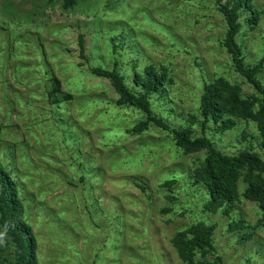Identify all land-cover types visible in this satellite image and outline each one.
Returning a JSON list of instances; mask_svg holds the SVG:
<instances>
[{
	"label": "rangeland",
	"instance_id": "rangeland-1",
	"mask_svg": "<svg viewBox=\"0 0 264 264\" xmlns=\"http://www.w3.org/2000/svg\"><path fill=\"white\" fill-rule=\"evenodd\" d=\"M226 1L77 0L65 9L62 0H0V163L17 183L38 264H186L177 235L191 237L201 222L213 249L196 259L264 264L263 210L244 178L264 185V172L238 165L234 181L221 172L233 198L209 207L208 151L187 152L151 123L137 131L145 114L91 71L116 69L132 92L148 94L137 77L154 67L166 78L148 95L155 116L208 137L225 155L264 159L262 96L223 45ZM252 4L257 15L243 12L237 41L255 67L264 60V0ZM256 77L264 84V64ZM211 82L226 97L230 127L205 123L201 99ZM20 250L0 209V263H17Z\"/></svg>",
	"mask_w": 264,
	"mask_h": 264
},
{
	"label": "trees",
	"instance_id": "trees-1",
	"mask_svg": "<svg viewBox=\"0 0 264 264\" xmlns=\"http://www.w3.org/2000/svg\"><path fill=\"white\" fill-rule=\"evenodd\" d=\"M77 0H62V6L65 9L73 7ZM227 23L223 45L231 55L233 65L237 71L242 74L262 96L258 104L257 117L260 128L264 134V84L256 77V71L262 67L264 60L257 66L250 67L245 63L244 55L240 44L237 41V35L241 30L240 17L243 12H250V18L257 15L253 8L252 0H227L219 7ZM80 51L83 58L86 59L84 36H79ZM91 71L102 77L108 78L121 98L130 105L139 108L146 116L144 121L139 122L135 129L141 130L149 123L170 131L176 143L190 152L197 149H206L208 155L205 158V167L203 168L202 179L206 182L211 200L209 207H214L223 203L227 199L233 198V193L228 185V180L222 179L221 172L226 178L233 181L238 176L237 166L247 164L252 171L264 172V159L252 151H242L237 156H228L219 152L213 142L206 136L192 137L189 130L171 128L163 119L154 115L149 93L157 92L165 84V74L158 72L154 67L149 66L145 69L147 77L138 75L137 81L146 88L148 94H135L125 84L123 77L116 69L106 70L102 68H91ZM226 97L216 82L206 85L201 99V112L205 123L210 119L221 121L225 127H230L234 123L224 118ZM234 102L243 107L249 108V103L240 96L234 98ZM219 169H223L219 171ZM249 182L247 196L260 203L263 210L264 222V185L255 181L252 174L244 177ZM0 209L4 214V220L9 228L13 230L20 245V261L15 264H38L36 260V238L31 225H29L20 216L21 198L17 183L11 177L10 173L0 163ZM187 233L181 232L177 235L176 242L179 252L186 264H208L206 260L196 259V254H205L213 249L212 229L204 223L193 225ZM1 264V263H0Z\"/></svg>",
	"mask_w": 264,
	"mask_h": 264
}]
</instances>
